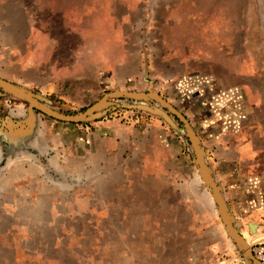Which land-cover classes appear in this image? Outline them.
Masks as SVG:
<instances>
[{"label": "rangeland", "instance_id": "rangeland-1", "mask_svg": "<svg viewBox=\"0 0 264 264\" xmlns=\"http://www.w3.org/2000/svg\"><path fill=\"white\" fill-rule=\"evenodd\" d=\"M0 66L57 113L147 95L67 122L0 85V264H255L159 96L188 117L251 248L264 239V211L247 208L253 178L264 188V0H0ZM204 76L238 101L212 110L176 88ZM241 113L224 131L219 117Z\"/></svg>", "mask_w": 264, "mask_h": 264}, {"label": "flooded vegetation", "instance_id": "flooded-vegetation-1", "mask_svg": "<svg viewBox=\"0 0 264 264\" xmlns=\"http://www.w3.org/2000/svg\"><path fill=\"white\" fill-rule=\"evenodd\" d=\"M1 73H2V68L0 66V75H1ZM7 80L8 79L0 76V85L6 87L7 89H9L11 91H15V92L19 93L20 95H22L23 97H25L27 99H30L31 102L36 105L37 110L39 108L40 109L42 108L44 110L49 111L50 113H52L56 117H58V119H61L63 121H67V122L77 121V120H72V118L79 117L80 114L87 112L90 108H92L94 105H96L98 102H100L103 98H105L106 96H108L109 94L112 93V92L107 93V95H105L102 99H100L98 102L92 104L90 107H88L86 110H84L82 112L57 113V112L51 111L47 108L46 104L40 100V97L38 96L40 94L37 95L38 92L37 93L36 92H29V91H27V89L25 87H21L17 84L10 82V81H7ZM40 83L42 84V87L46 88V86L43 85L44 84L43 80L40 81ZM176 88L180 93H182L184 95V97H186V99L189 100V99H192L194 97H197V99H199L203 102L205 107L207 106L208 108H211L212 110H213V108H216L218 111L221 107L224 106V103H226V102L232 101V103L234 104L238 101L237 100L238 91H236L234 89H230L229 93L225 92V93L220 94L219 92L215 91L214 83L207 76H204V77L199 78L197 80H195L194 77H189V78L186 77V78L180 79L176 85ZM159 97H160V100L162 101L164 107L166 108V110L168 112H170V114H173V116L176 117L179 121H181L182 124L185 125L186 127L187 126L190 127V121H189L188 117L182 111H180L175 105H173L168 100H166V98H164L163 96L160 95ZM239 97H241V96H239ZM236 106L238 107V105H236ZM241 110H242V108L238 107V111H241ZM95 112H98V111H95ZM95 112H93V113H95ZM237 115H239V116H236V117L232 116V118L227 117L228 118L227 121H224L223 119H221V117H219V120H222V122L227 126V127L223 126L224 131H227L228 129L231 128L233 130H236V132H239L242 129L244 119H245L244 114L241 113V114H237ZM217 116H219V114ZM2 132H5V131H2ZM7 132L8 131H6V133ZM194 133H195V131H194ZM195 135H196V133H195ZM188 138H190L189 134H188ZM239 141H241V140H239ZM241 143H243V141ZM242 148H243V150H242ZM248 151H249V148L241 147L239 152H238V155H242V154L245 155L246 153H248ZM255 178H253L252 182L249 185V190L252 193V195L250 194V197L248 198L247 208L257 209L260 212V211H264V188L262 185L260 186L263 178H261V179L258 177H255ZM245 210H246V208H245ZM260 263L264 264V262H260Z\"/></svg>", "mask_w": 264, "mask_h": 264}, {"label": "water", "instance_id": "water-1", "mask_svg": "<svg viewBox=\"0 0 264 264\" xmlns=\"http://www.w3.org/2000/svg\"><path fill=\"white\" fill-rule=\"evenodd\" d=\"M151 95H154L157 97V95L154 93H152ZM109 96L139 97V96H147V95L144 93H137V92H131V91H115V92H112L111 94H109L108 96H106L105 98H103L100 102H98L96 105H94L92 108H90L87 112L80 114L79 117L72 118V120H77V121L84 120L93 112L100 110L101 108H103L106 105V103H107L106 98ZM187 129H188V134H189L190 140L192 142V145H193V148H194V151L196 154V159H197L198 165L200 167L202 176H203L204 180L207 183H209V185L211 186V188L213 190V195H214V197L218 203V207H219L218 209L220 211V214H221V217H222V220H223V223L225 225L227 232L229 233V235L233 239H235L240 244V247L245 251V255L248 258H251L255 264H263V263H260L254 257L252 250L250 248V244L248 243V241H246L244 239V237L239 233V231L234 226L233 217L230 214V212L226 206V203L222 197V193L220 191V188L217 185L216 180H215L209 166L205 162V158H204L202 149L200 147V144L198 142V138L195 135L194 131L190 127L187 126ZM253 229H254L253 231H256L255 227ZM257 235H259V233L255 232L254 237Z\"/></svg>", "mask_w": 264, "mask_h": 264}, {"label": "built area", "instance_id": "built-area-1", "mask_svg": "<svg viewBox=\"0 0 264 264\" xmlns=\"http://www.w3.org/2000/svg\"><path fill=\"white\" fill-rule=\"evenodd\" d=\"M254 257L260 262H264V239L256 240L251 244Z\"/></svg>", "mask_w": 264, "mask_h": 264}]
</instances>
